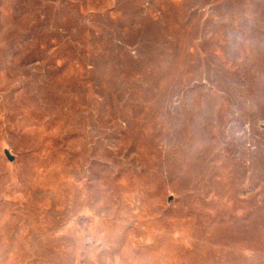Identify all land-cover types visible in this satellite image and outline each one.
<instances>
[{"label": "rangeland", "instance_id": "rangeland-1", "mask_svg": "<svg viewBox=\"0 0 264 264\" xmlns=\"http://www.w3.org/2000/svg\"><path fill=\"white\" fill-rule=\"evenodd\" d=\"M0 264H264V0H0Z\"/></svg>", "mask_w": 264, "mask_h": 264}, {"label": "water", "instance_id": "water-1", "mask_svg": "<svg viewBox=\"0 0 264 264\" xmlns=\"http://www.w3.org/2000/svg\"><path fill=\"white\" fill-rule=\"evenodd\" d=\"M5 153L8 155V158L10 159V161L13 160V156L11 154L8 153V151H5Z\"/></svg>", "mask_w": 264, "mask_h": 264}]
</instances>
